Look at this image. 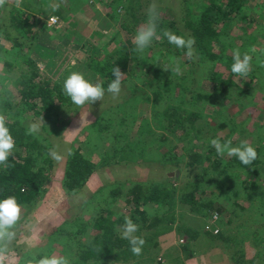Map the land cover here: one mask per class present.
I'll use <instances>...</instances> for the list:
<instances>
[{
  "label": "trees",
  "instance_id": "trees-1",
  "mask_svg": "<svg viewBox=\"0 0 264 264\" xmlns=\"http://www.w3.org/2000/svg\"><path fill=\"white\" fill-rule=\"evenodd\" d=\"M97 1L104 2V0ZM114 2L112 5L114 13L111 18L117 21L121 29L129 36L134 35L141 24H145L147 21V15L138 17L141 8L140 0H114ZM252 4L253 7L257 5V9L262 10V13L264 12V0H197L193 3V6H197L199 15L197 19L192 18L186 24V27L188 26L190 33H192L191 38L194 40L193 49L196 47L197 50L193 51V55L189 57L187 63L191 64L195 57L199 56L200 72L205 79L213 83L214 96L221 97L223 104L226 101L230 102L235 93L245 94V91L240 89L239 83L235 81L237 75L231 72L235 52L238 51L243 56L244 52L248 50V53L250 52L251 56L253 55V64L257 65V69L250 68L246 77L251 78V81L247 85L250 86L254 79L259 78V80H262L264 78V66H262L264 51L254 56L253 43L244 36L245 31L248 30L247 9ZM119 9H122L121 14L118 13ZM18 14L11 18V25L14 31L17 32L16 37H12V34L6 32V30L3 31L0 25V58L3 60V65L7 69V73H13L16 69H20V76L13 83L16 93H12L11 90L4 89V91L0 87V116L5 118L6 125L15 140V148L9 157L8 164L0 165V199L13 196L23 210L33 207L35 203L46 196L51 185V171L54 169L50 153V141L40 133L29 135L27 132L28 126L32 121L36 124L39 122L51 125L54 132H59L58 126L70 120L69 116H73L72 109L75 108V105L64 94L63 85L50 80L41 71L39 59L44 55L31 52V47H28V53L24 52L26 45L21 40L23 38L29 40L36 25H39L41 29L46 28V24L33 15H27L25 12ZM75 14L77 15V11ZM191 24L194 25L191 26ZM174 25L173 22L159 19L157 32L162 42L160 46L164 45L169 50V54L165 58L168 61L167 64L170 63L172 67L176 60L174 56L182 57L186 54V49H178L169 44L167 38L163 35L165 31H170L185 38L182 31L178 28L174 29ZM236 28L240 30L241 34L235 35L233 33ZM2 40L13 44L10 51H16V57L2 55L6 50V47L1 43ZM231 40L234 43L233 45L228 43ZM130 49H132V57L128 54L125 45L122 44L117 51L107 55L103 61L90 57L91 60L86 64V67L96 77L101 80L106 79L109 83L115 79L112 75L113 67H119L121 72L130 71V75H135L139 71L141 77L140 74L138 77L146 83H143V87L138 91L143 92L147 89L151 90L152 94L151 96L134 95L132 101L128 102L129 107H134L137 102L143 101V99L151 102L153 110L158 111L153 112L152 119L159 128H164L166 125L168 127L177 125L176 128H179L185 118H193L194 122L201 117L194 113L190 115L189 111H187V114L184 112L182 115V111H186L182 106L184 104L191 105L194 97L184 103L181 98L175 95L176 92L174 91L179 90L175 82L169 83L167 86L160 84V80L155 77L156 74L162 73L161 68L163 66H161L160 61L155 62L156 66H145L142 61L143 58L142 60L137 58L138 52L134 51V46ZM141 54L144 56V51ZM258 62L260 63L257 64ZM219 64L228 66L229 77L226 78L224 74L216 71L215 68ZM238 78L243 77L238 76ZM106 84L105 86L108 85ZM5 93L7 98H2ZM152 97L154 98L153 101ZM199 99L206 103L209 97L202 95ZM235 99L238 101L236 97ZM262 102L264 109V99ZM141 104L143 103L141 102ZM170 104L177 107L175 112L169 113ZM159 106L162 107L163 112H161L162 110L159 111ZM113 110L103 111L95 125L87 128L92 137L88 139L86 144L93 149L103 147L105 144L103 142L112 136L114 142L108 148L113 158L124 151H128L133 155L142 152L147 146L142 138L152 132V126L148 122L149 119H142L138 135L134 140H131L127 139L125 130L122 128L128 126L130 119L136 120L137 115L135 117L132 113L128 116L130 118L124 116L119 119L116 113H113ZM178 113L181 114L178 115ZM216 113L217 116L221 115L218 110H216L215 116ZM118 119L119 123H115ZM191 128V131L199 130L196 126ZM201 130H199L198 143L186 139L187 141L183 145V153L180 156L175 155L172 161L178 171L181 169L182 164H185L189 170L200 169V173L196 177V183L193 182L192 186L180 189L177 188L176 183L159 181H133L127 184L112 185L107 193L100 192L101 194L97 200L101 204L96 208L95 216L91 218L90 222L83 224V221H75L66 224L67 226H63L52 234L46 247L50 249L53 248L54 244H57V247L59 245L61 249L71 252L72 249L68 250L67 244L63 247L58 243V236L63 234L64 239L68 241H71V239H73L72 241L77 240V247L80 251L75 254L77 261L74 264H154L159 255L163 237L173 231L174 226L178 223L177 214L173 211V208L179 206L181 210H186L189 214L202 217V231L206 234L205 240L207 242L220 241L225 242L224 245H226L231 240L236 244L234 247H229L234 250L235 255L232 260L235 264H264L261 252L256 253V257L253 259H249L250 253L247 248L250 247L253 251H256L258 246L264 244L261 230L257 231L255 229L254 233H251L248 228L242 226L238 228L237 232H232L229 235H224L222 231L219 235H214L206 230L213 213L215 211L223 213L221 207H216V195H218L217 199L223 198L224 193L229 192V188L226 187L227 181L217 173L222 172L223 176H227L226 179H235V176L236 179H239L238 171L248 173V177L257 178L260 174L258 170L264 167V147L260 143H257V145L255 143L249 144L255 148L258 154L257 159L251 165L245 166L235 157L225 163L221 155L216 154L210 140L219 139L222 143L230 142L235 147L241 143L243 133L239 134L233 122L226 121L219 123L216 127H211L209 135L212 136H209V139L203 136V129ZM236 135H239V137ZM120 138L125 142L122 148H119L115 143L119 142ZM170 153L169 150L167 156ZM107 158L108 155L102 154L99 165L92 160L91 156L82 153L80 148L73 147L67 159L63 180V187L67 193L70 195L76 194L85 187L97 169L108 164L107 161L109 160ZM118 163L120 161L114 162V164ZM251 172L254 174L250 176L249 173ZM248 182L240 181V186L245 191L242 197L243 200H250L253 204L250 208L251 211L249 210L247 214L251 216L252 223L259 221L263 224L264 205H259L256 202L260 200L264 204V188L260 185L259 180L258 182ZM168 184L171 186L168 187ZM208 185L211 186L210 194L215 197L214 200L207 198ZM222 186H225V188ZM260 188L261 191H259ZM236 191V199H239V190ZM246 191L253 193V195L251 194V197H248ZM119 202L128 209V215L119 213L117 207ZM126 219L133 221L137 226L135 235L145 241L139 255L132 253L128 241L122 236V226ZM227 225H233V221L230 220ZM89 229L90 231H88ZM178 229L181 232L180 235L189 237L191 245L199 240L197 229L190 228L186 224L182 227L178 226ZM250 241L255 243L253 245L247 244ZM41 257L43 256L32 257L30 255V260L25 261L23 258L20 264H29V261L35 264V261Z\"/></svg>",
  "mask_w": 264,
  "mask_h": 264
},
{
  "label": "rangeland",
  "instance_id": "rangeland-1",
  "mask_svg": "<svg viewBox=\"0 0 264 264\" xmlns=\"http://www.w3.org/2000/svg\"><path fill=\"white\" fill-rule=\"evenodd\" d=\"M110 2L111 0H104V2H98L97 0H0V25L3 31L6 30V32L12 34V37H16L17 32L14 31L11 25L12 17L23 12L37 17L46 24V28L40 29L39 25H36L29 40L23 38L21 41L26 45L24 52L28 53V47H31V52L44 55V57L39 59V67L46 77L59 83L63 82L72 72L81 73L79 69L76 71L67 68V61L63 58L64 56L59 54L60 50L58 49L60 46H63L71 52L76 63L79 62L85 66L86 71L84 73L88 74V76L83 74L85 78L93 83L102 82L106 89L109 83L108 80H101L99 77L94 79L93 73L86 67V64L91 60L90 57L103 61L107 55L117 51L122 44L125 45V48L128 49V54L132 57V49L130 47L134 46L132 41L135 36V34L129 36L121 29L119 23L111 18L114 13L112 5L115 2L113 0L111 5H109ZM194 2H197V0H140L141 8L138 17L147 15L149 5L155 3L159 11V19L161 21L173 22L175 24L174 29L178 28L185 35V39H188L191 38L192 33H190L188 26L186 27V24L192 18L197 19L199 15L197 6H193ZM76 11L77 15L75 14ZM121 12L122 9H119L118 13L121 14ZM247 15L248 30L245 31L244 36L248 41L253 43L254 56H257L260 52L264 51V12L262 13V10L257 9V5L253 7L252 4L247 9ZM53 17L58 18L59 24L56 27H49V21ZM193 25L191 24V26ZM233 33L235 35L241 34L237 28L234 29ZM1 43L6 47V50H9H5L2 55L16 57L17 52L10 51L12 43L4 40ZM160 43H162L161 39H154L144 50V56L139 52L137 53V58L139 60L143 58L144 65L148 67L156 66L155 62L160 61L161 66H163L162 68L160 67L162 73L155 75L160 80V84L167 86L169 83L175 82L179 88L178 91H174L176 92L175 95L181 98L184 103L194 97L191 105L184 104L182 106L186 110L182 111V115L184 112L187 114V111H189L190 115L194 113L201 117L194 122L193 118L188 119L187 117L181 123L182 126H178L179 128H176L177 125H173L172 127L166 125L164 126L165 129L159 128L152 119L153 112L158 111L153 110L151 102L143 99V101L137 102L134 107H129L128 102L132 101L134 95L151 96L152 92L147 89L146 91L139 92L138 90L143 87V83H146L140 78L141 73L138 71L137 74L130 75V71H126L122 72L123 77L119 95L113 96L106 92L100 101L84 106H75L72 109L73 116H69L70 120L58 126L59 132H54L51 125L38 122V133L47 137L51 145L50 153L54 169L51 171L50 189L46 196L35 203L33 207L21 210L19 221L14 229L16 236L8 245L7 253H0V264H20L23 258L25 261L30 260V255L32 257H38V255L55 256L57 258L66 257L69 260V264H74L77 261L75 254L80 251L79 247H77V240L72 241L73 239H71V241H68L64 239L63 234L58 236V243L63 247L67 244L68 250L72 249L71 252L61 249L59 245L57 247V244H54L53 248H50L51 250L46 246L52 234L63 226H67L66 224H71L75 221H83V224L90 222L91 218L95 216L96 208L101 204L97 200L101 194L100 192L107 193L112 185L127 184L133 181H159L176 183L175 185L178 189L192 186L193 182H197L196 177L200 173V169L194 168L189 170L185 164H182L181 169L178 171L172 161L175 155L180 156L183 153V145L187 141L186 139L198 143L199 130L201 129H203V136L209 139V136H212L209 135L211 127H216L224 121L233 122L239 134L243 133L241 142L246 141L248 144L255 143V145L260 143L264 147V109L262 106L264 99V78L262 80H259V78L252 80L249 86L247 84L251 81V78L246 76L238 78L237 76L235 81L239 83L240 89L245 91V94L235 93L233 99L230 102H224V105L221 97L214 96L213 83L202 76L199 66V56H196L191 64L187 63L189 56L186 54L182 57L174 56L176 60L172 67L170 63L167 64L168 61L165 58L168 56L169 50L164 45L160 46ZM228 43L234 44L232 40L228 41ZM192 51H197L196 47ZM244 54L251 56L248 50ZM51 58L54 64H56L55 66L58 68L62 67L60 70H55V66H47ZM262 58V66H264V55H262ZM251 62L250 68L257 69V65L253 64V60ZM177 64H179L181 69L179 74L174 72ZM63 67L66 68L63 69ZM227 68L228 66L219 64L215 69L227 78L229 77ZM19 72L20 69L18 68L13 73H7L3 60L0 58V87L3 90H11L12 93H16L13 83L20 76ZM139 74L140 77H138ZM53 75L58 76L59 79ZM202 95L209 97L206 103L202 102V99L200 101L199 97H202ZM2 98H7L6 93ZM153 99L152 97V101ZM215 100L217 102H214ZM123 103L124 105L121 108ZM170 106L172 108L170 107L169 113L175 112V108L177 107L171 104ZM112 109H114L113 113H116L119 119L124 116L126 118L132 113H134L135 117L137 115L136 120L130 119L128 126L122 128L125 130L127 139L134 140L138 135L142 119H149L148 122L152 126V132L142 138L147 143L142 152L133 155L128 151H124L119 156L113 158L108 148L114 142L112 136L103 142L105 143L103 147L93 149L90 145L86 144L88 143V139L92 137L87 128L95 125L103 111H111ZM158 109L163 112L161 106ZM216 110L221 115L217 116L216 113L215 116ZM180 114L178 113V115ZM119 119L115 123H119ZM32 123L34 122L32 121ZM192 126H196L199 130L191 131ZM236 136L239 137V135ZM123 141L120 138L119 142L115 143H117L116 145L119 148H122L125 145ZM116 145L114 144L113 146L115 147ZM73 147L80 148L82 153L91 156L96 164L101 162L102 154L108 155L107 159L109 161H107V165L100 166L97 169L85 187L78 193L70 195L63 187V180L67 159ZM169 150L171 153L167 156ZM221 157L225 163L232 158L227 153ZM115 161H120V163L114 164ZM253 172L249 173L250 176L254 174ZM258 172L260 174L256 178L253 176L248 177V173L238 171L239 179H236V176L235 179H226L227 176H223L222 172L217 173L222 176V179L227 181L226 187L229 188V192L224 193L223 198L217 199L218 195H216V207H221L223 212L222 214L217 211L213 213L220 216L218 223L220 233L222 231L224 235H229L232 232H237L238 228L243 226V228H248L251 233H254L255 229L257 231L261 230V235L264 237V223L261 224L259 221H257L259 223L255 221L254 223L251 222L253 220L247 212L253 204L250 200H243L242 197L245 191L240 186V181L252 183L259 180L260 185L264 188V167L258 170ZM167 186L170 187L171 185L168 184ZM207 187L209 189L207 198L214 200L215 197L210 194L211 186L208 185ZM222 187L225 188V186ZM236 190H239V199H236ZM259 191H261V188ZM251 194L253 195V193L247 192L248 197H251ZM256 203L264 205L260 200ZM117 207L120 214H129L128 209L121 202L118 203ZM178 207L175 206L173 208V211L177 214L178 223L174 226L173 231L163 237L159 248V255L154 264H235L232 260V257L235 255L234 250L229 247H234L236 244L231 240L226 245H224L225 242L220 241L207 242L205 240L206 234L202 231V217L189 214L186 210H181ZM230 220L233 221V225L228 226L227 223ZM184 224L190 228L197 229L199 233V240L192 245L187 235H180L181 232L178 226L182 227ZM207 227L206 230L213 233L211 231L212 226L210 228ZM180 230L182 231V228ZM181 239H184L186 243L180 244ZM254 241L257 243L256 240ZM254 241L247 242V244L253 245ZM187 247L189 250H186ZM247 248L250 253L249 259L256 257V253L258 252H261V257L264 258V244L258 246L256 251H253L250 247Z\"/></svg>",
  "mask_w": 264,
  "mask_h": 264
},
{
  "label": "clouds",
  "instance_id": "clouds-1",
  "mask_svg": "<svg viewBox=\"0 0 264 264\" xmlns=\"http://www.w3.org/2000/svg\"><path fill=\"white\" fill-rule=\"evenodd\" d=\"M159 24V11L152 3L147 10V21L135 33L133 38L134 51H144L154 39H160L157 34ZM163 35L167 38L169 44L174 45L178 49H186V54L191 57L193 55L194 40L192 38L185 39L183 36L165 31ZM252 57L248 54H241L237 51L233 55V63L231 72L237 76H247L250 71ZM175 72L180 73L179 64L175 67ZM112 75L115 79L111 80L107 88L102 82L93 83L86 79L80 72L70 73L63 82V92L75 106H84L100 101L105 93H110L113 96L119 95L121 91V81L123 74L119 67L112 68ZM27 132L29 135H34L39 132V125L32 123L28 126ZM210 144L215 148L217 155L235 157L241 164L248 166L257 159V151L246 141H242L239 146L233 147L230 142L222 143L219 139L210 140ZM15 148V140L10 129L6 125L5 118L0 116V165L8 164L9 157ZM21 205L15 197L9 196L0 199V253H7L8 245L16 236L15 226L19 221L21 214ZM137 226L131 219H126L122 226V236L130 245L133 254L139 255L145 241L136 236ZM29 264H33L29 261ZM35 264H69V260L65 258H57L55 256H43L35 261Z\"/></svg>",
  "mask_w": 264,
  "mask_h": 264
},
{
  "label": "crops",
  "instance_id": "crops-1",
  "mask_svg": "<svg viewBox=\"0 0 264 264\" xmlns=\"http://www.w3.org/2000/svg\"><path fill=\"white\" fill-rule=\"evenodd\" d=\"M60 51V55L61 56H64L63 58H65L66 59V65H67V68H69V69H74V70H76V71H78V69L79 70H81V73L82 74H84V75H86V76H88V74L87 73H84L86 70H85V66H83L82 64H80L79 62H77L76 63V61L73 59L74 58V56L71 54V52L67 49V48H65V47H63V46H60L59 48H58ZM58 55V54H57ZM55 56V55H54ZM56 64H54V61H52V58L50 59V61L48 62V65L47 66H49V67H52V66H55ZM65 65V66H66ZM62 68V67H61ZM61 68H58L57 66H55V70H60ZM64 68H66V67H63V69ZM44 71L45 72H47L45 69H44ZM50 74H52V73H50ZM93 76H94V79L96 78V75H94V74H92ZM55 78H57V79H59V77L58 76H56V75H53ZM65 77V76H64ZM64 82V81H63ZM63 82H59L60 84H63ZM124 105V103L121 105V108H122V106Z\"/></svg>",
  "mask_w": 264,
  "mask_h": 264
},
{
  "label": "built area",
  "instance_id": "built-area-1",
  "mask_svg": "<svg viewBox=\"0 0 264 264\" xmlns=\"http://www.w3.org/2000/svg\"><path fill=\"white\" fill-rule=\"evenodd\" d=\"M18 1H21V0H18ZM59 24V20L58 18H51L50 21H49V27H56L58 26ZM219 220H220V216L218 214H213V217L211 218L210 222L208 223V227L207 228H210L212 226V232L214 235H218L220 233V229L218 227V223H219ZM186 241L184 239H181L180 240V244H185Z\"/></svg>",
  "mask_w": 264,
  "mask_h": 264
}]
</instances>
